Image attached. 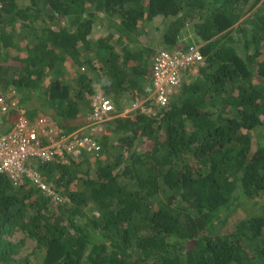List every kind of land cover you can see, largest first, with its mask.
Instances as JSON below:
<instances>
[{"label": "trees", "instance_id": "trees-1", "mask_svg": "<svg viewBox=\"0 0 264 264\" xmlns=\"http://www.w3.org/2000/svg\"><path fill=\"white\" fill-rule=\"evenodd\" d=\"M156 17L161 47L201 44L205 63L164 108L118 115L151 92L158 48L141 37ZM95 83L115 110L90 124ZM0 86L22 92L0 136L45 116L107 160L85 177L80 159L27 162L63 203L0 174V264H20L15 228L40 264H264V0H0ZM242 203L260 213L217 233Z\"/></svg>", "mask_w": 264, "mask_h": 264}, {"label": "built area", "instance_id": "built-area-1", "mask_svg": "<svg viewBox=\"0 0 264 264\" xmlns=\"http://www.w3.org/2000/svg\"><path fill=\"white\" fill-rule=\"evenodd\" d=\"M200 46L193 43L184 49L158 48L150 66L151 92L148 97L132 102L128 112L140 110L150 113L153 107L161 109L167 106L182 83L189 82L199 67L204 65ZM16 104L0 95V114L14 108ZM114 110L111 99L96 94L92 97L88 120L91 124L101 123ZM100 149V144L88 135L62 134L45 116L29 121L23 115H17L11 129L0 136V174H5L14 185L28 179L45 191L53 202L63 203L67 199L56 191L55 185L46 183L41 173L28 166L27 162L32 159L41 162L56 159L68 163L85 154L99 156Z\"/></svg>", "mask_w": 264, "mask_h": 264}, {"label": "rangeland", "instance_id": "rangeland-1", "mask_svg": "<svg viewBox=\"0 0 264 264\" xmlns=\"http://www.w3.org/2000/svg\"><path fill=\"white\" fill-rule=\"evenodd\" d=\"M20 5H24L28 2V0H18ZM243 13V17L241 20L246 18L251 11H247L246 8L241 9ZM163 27V21L160 17L154 18L148 25H147V35L144 37H141V42L145 43L152 48H160L161 47V39L160 34ZM106 31L104 28L97 27L93 29L91 33V39H97L101 36H106ZM188 35H191L189 32ZM19 53L21 55L24 54V48L23 45H19ZM68 72H73V68H70L69 65H67ZM72 74V73H71ZM94 87L96 88V94H102L106 96L100 89L99 83H95ZM0 95H3L7 100H11L13 102H16L21 98L22 92L18 91L12 86H9L5 89H2L0 86ZM108 97V96H106ZM110 99V97H108ZM92 100V99H91ZM141 100V99H140ZM139 100V101H140ZM130 102L123 103L124 107L122 108V112H127L130 105ZM111 118H108L106 120H110ZM105 120V121H106ZM264 132V127L263 130ZM86 158V159H85ZM97 159V160H96ZM97 161L106 162V157L104 155H100L99 157L94 154H89L87 157H83L79 163L80 170H83L85 173L82 175V177L85 176H93L94 173V167L97 163ZM80 174V173H79ZM78 181V179H77ZM260 213L259 206H251L247 203L239 204L229 211H227L224 216L220 219V221L216 225V232L219 234L229 233L232 232L238 222L241 220H245L247 218L253 217L255 215H258ZM91 214V212H89ZM7 240L10 242L18 244V253L15 255V258L20 261V264H40V254L42 252L37 251V245L33 238L26 235L25 232H23L19 228H15L13 232L6 234L4 236ZM264 239V234H263Z\"/></svg>", "mask_w": 264, "mask_h": 264}, {"label": "crops", "instance_id": "crops-1", "mask_svg": "<svg viewBox=\"0 0 264 264\" xmlns=\"http://www.w3.org/2000/svg\"><path fill=\"white\" fill-rule=\"evenodd\" d=\"M128 110H129V109H128ZM121 112H122V111H121ZM121 112H120L118 115H121V116H122V115H126L127 113H131V112H128V111H127V112H124V113H121ZM112 113H114V112H112ZM112 113H111V114H112ZM111 114L109 115L108 118H111V117H112ZM106 121H107V120H106ZM103 122H104V121H103ZM89 123H90V122H89ZM90 124H91V123H90ZM79 131H80V132H79ZM84 131H86V128H85V127H82L81 130H78L77 132L82 133V132H84ZM75 133H76V132L72 133V135H74ZM88 155H89V154H85V155L81 156V158H79V159L81 160L83 157H87ZM79 159H78V160H79ZM85 159H86V158H85Z\"/></svg>", "mask_w": 264, "mask_h": 264}]
</instances>
